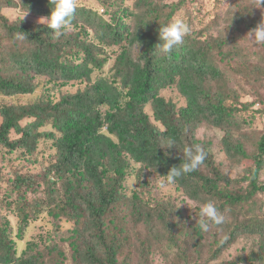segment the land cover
<instances>
[{"label":"trees","instance_id":"1","mask_svg":"<svg viewBox=\"0 0 264 264\" xmlns=\"http://www.w3.org/2000/svg\"><path fill=\"white\" fill-rule=\"evenodd\" d=\"M131 1L77 0L71 29L58 38L45 23L0 14V175L4 165L13 167L8 156L15 151L30 157L51 141L55 152L45 169L33 176L14 168L7 183L17 192L18 229L46 213L65 231L44 238L58 244L17 256L12 228L0 216V264H150L166 247L183 264H264V108H251L264 94L243 104L230 88L240 72L239 41L264 22V12L257 0V9L234 0L216 36L210 31L219 18L191 28L165 54L159 28L175 17L174 6ZM3 5L36 17L54 7L53 0ZM74 82L82 86L68 88ZM168 90L184 105L167 100ZM201 130L212 134L198 137ZM192 144L206 150L204 163L161 188L163 175L185 162L183 149ZM131 162L139 165L133 186ZM208 200L226 219L203 232L197 222ZM252 236L255 249L221 261Z\"/></svg>","mask_w":264,"mask_h":264},{"label":"rangeland","instance_id":"2","mask_svg":"<svg viewBox=\"0 0 264 264\" xmlns=\"http://www.w3.org/2000/svg\"><path fill=\"white\" fill-rule=\"evenodd\" d=\"M78 1H84V3L93 5L97 0ZM233 1L234 0H168L167 3L174 6V18L183 19L190 25L191 28H194L195 31L204 29L206 26L211 25V23L214 22L213 20L219 18L216 27L210 31V33L216 36V34H218V32L222 30V26L225 24L223 20H225L227 13L230 14V10L234 8H231L230 4L235 6ZM243 2H250L252 3L251 6L257 9V7L254 5V0H243ZM260 2L261 0H257L256 2L259 5L258 9H261L264 12V5H260ZM125 3L130 6L132 1L125 0ZM99 11L101 12L102 10ZM258 12L261 11L258 10ZM0 14L8 17L10 21L17 19L18 15H20L23 18L30 20L31 22L44 24V21L41 20V18L43 17H36L30 14L21 13L17 8H6L3 5V0H0ZM247 34L248 33H246V35L242 37L240 36L242 40L239 41L240 46L244 49L240 52L235 51V57L233 56L236 59V64H234L238 68H240V72L238 76L236 75L235 79L233 78L230 83V88H233L238 92V101L243 104L255 101L256 98H263L261 95L264 94L262 90L264 89V73L260 77H257L258 75H255L253 73V69H255L256 67H259L264 71V44H254L253 42L249 41ZM247 46H258V48H254L249 52L246 49ZM232 61L233 60L230 59V62ZM80 86H82V83L74 82L73 85H69L68 88L73 87L74 89H76ZM165 97L167 100L171 99L174 103L177 104V106L184 105V101L180 97H178L175 90H168L165 93ZM9 101L14 102L11 99L8 100V102ZM251 108L262 110L264 108V102L262 104L255 103ZM145 111L149 114V116H151V110L149 106L145 109ZM263 126L264 114L259 119V127ZM203 133L212 134L210 131L204 132L201 130L198 133V137H201ZM11 138H13V136H11ZM51 143L52 142L50 141L45 145H38L37 149L32 153L30 157L23 156L20 150L15 151L10 156L6 154V156H8L9 158V164L13 167L4 165L3 172L0 175V216H5L8 220L9 226L12 228V237L15 243L17 256H21L22 254L27 253L30 249H40L46 245H53V241L57 242L58 244V241L56 240H45L44 238L54 236V233L56 231L59 234L60 238H62L65 232L61 231L59 233L56 229L57 223L54 222L52 217L46 213H43L41 216L35 219L31 218L24 225V229H18L19 226L22 225H20V218L18 217L14 207V204L17 202V192L13 190V183H7V179L10 178V175L13 173L14 168H21V171H23L26 175L36 176V174L42 171L45 166H48L55 152V148L51 146ZM0 152L4 153L5 151L0 150ZM220 157L221 156L219 154L218 158ZM27 159H29V161H26ZM242 163L243 165L238 166V168L236 169V171L240 174L243 167L245 169L247 165L250 164V162L248 161ZM129 165L130 169L127 183L130 186H133V179L136 175V171L139 168V165H136L133 162H131ZM262 177L264 178V173ZM34 182L36 184V181ZM57 186H59V184L56 185V187ZM41 188H44L43 185H41ZM18 231L20 232L19 234H17ZM221 236H223L222 233H220L217 238H219L220 240L223 239L224 237ZM249 245L251 246L249 247ZM250 248H256V242H254L253 236L251 239L249 238L247 242L245 240H242L234 247L227 250L225 254H223L221 261L232 260L235 256L238 255L244 257L247 255V253H249ZM168 249L169 248L167 247L162 248L161 250H163L164 253L159 257H155L154 262H150V264H183L182 262L180 263L176 255L169 252ZM65 264H71L70 260L67 259ZM213 264H217V262H214Z\"/></svg>","mask_w":264,"mask_h":264},{"label":"clouds","instance_id":"3","mask_svg":"<svg viewBox=\"0 0 264 264\" xmlns=\"http://www.w3.org/2000/svg\"><path fill=\"white\" fill-rule=\"evenodd\" d=\"M264 0H261V3ZM54 7L47 17L41 18L48 28L53 30L55 37H60L66 30L72 27L77 0H53ZM191 27L181 18H173L167 24L160 25L159 38L162 43L159 45L162 52H171L183 42L185 36L190 34ZM249 41L254 44H264V22L258 24L247 34ZM19 39H24L19 36ZM175 145L174 141L169 142V146ZM185 162L178 166H172L166 175V182L161 181L159 186L166 188L168 185L176 183L182 176L196 171L206 160L207 152L201 144L186 145L183 149ZM225 216L215 201L208 200L200 207L197 226L203 232L209 231L210 227L221 226L225 223Z\"/></svg>","mask_w":264,"mask_h":264}]
</instances>
